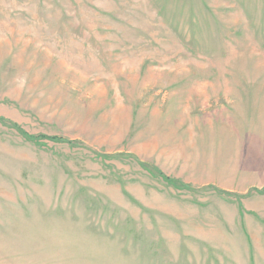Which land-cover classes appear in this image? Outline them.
I'll list each match as a JSON object with an SVG mask.
<instances>
[{
  "label": "rangeland",
  "instance_id": "obj_1",
  "mask_svg": "<svg viewBox=\"0 0 264 264\" xmlns=\"http://www.w3.org/2000/svg\"><path fill=\"white\" fill-rule=\"evenodd\" d=\"M0 264H264V0H0Z\"/></svg>",
  "mask_w": 264,
  "mask_h": 264
}]
</instances>
